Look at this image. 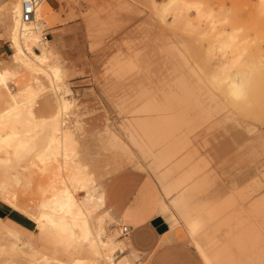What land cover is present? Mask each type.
Listing matches in <instances>:
<instances>
[{
	"label": "rangeland",
	"instance_id": "374dc122",
	"mask_svg": "<svg viewBox=\"0 0 264 264\" xmlns=\"http://www.w3.org/2000/svg\"><path fill=\"white\" fill-rule=\"evenodd\" d=\"M167 1L50 0L52 7L41 16L42 42L33 50L50 54L46 68L61 66V79H52L45 70L34 72L12 63L11 0H0V60L10 66L9 74L0 72V186L14 188L29 212L38 215L42 202L50 197L46 192L50 184L69 186L75 192L66 180L68 170L82 168L91 180L88 204L97 208L91 217L93 229L97 230V218L103 216L104 236L122 241L113 253L96 256L88 244L74 240L68 229L47 222L37 229L36 223L21 213L27 220V224L16 225L21 246L27 249L32 245L36 256L4 247L0 255L4 264H32L33 260L36 264H76L77 257L85 258L84 264H109L126 255L131 264H207L183 216L178 192L168 194L162 182L161 175L171 162L157 160L158 148H151L149 136L140 126L154 109L163 112L161 120L168 119V113L178 117L182 136L190 131V146L179 158L191 153L199 174L208 177L205 198L211 201L219 191L226 202L238 192L241 195L232 203L233 209L242 211L238 216L241 222L248 220V200L258 197L244 195L251 179L262 175L261 156L243 147L248 127L264 125V81L261 84L259 77L264 79V68L257 71L246 99L218 105L211 80L216 59L208 58L206 44L196 33L172 26L169 17L161 20ZM204 1L212 8L223 5L230 9L233 21L249 40L250 60L260 63L264 58V12H259V0ZM43 33L49 34L48 41H43ZM207 114L209 120L204 124ZM17 120L21 121L18 126ZM65 133L73 135L68 156L61 145ZM24 137L27 143L25 139L21 142ZM61 165L68 170L59 171ZM128 168L154 176L167 200L173 232L165 251L132 254L129 236H121L120 225L111 214H105L109 212L106 207L99 208L107 179ZM181 172L179 169L173 176L179 179ZM76 192L86 198V192ZM0 201L12 208L1 196ZM193 201L201 203L202 195L197 194ZM2 225L7 226L0 218ZM240 231L210 229L200 239L216 238L222 244Z\"/></svg>",
	"mask_w": 264,
	"mask_h": 264
},
{
	"label": "bare ground",
	"instance_id": "6f19581e",
	"mask_svg": "<svg viewBox=\"0 0 264 264\" xmlns=\"http://www.w3.org/2000/svg\"><path fill=\"white\" fill-rule=\"evenodd\" d=\"M21 1L23 0H11L8 8V16L10 17L9 39L11 40L14 48V54L11 56L12 63L22 64L34 72L45 70L49 76L52 77V79H61V66L59 67L52 64L53 66H49V68L45 67L49 61L50 54L48 55L45 52L40 54L34 52L33 50L35 45L42 42L39 32L40 27L42 26L41 16L43 14V4L46 0H43L38 5L37 20L31 24L23 23L21 20ZM259 5L263 11L259 9ZM259 5V12H264V0H259ZM163 6L164 9L162 11V15L160 16L161 20L165 22L169 17L172 26H182L189 32L196 33L199 40L203 44H206L208 58L216 59L211 79L214 89L216 90V103L219 105L226 102L234 105L239 102L241 103L244 99H246L255 82L257 71L260 73V71L262 72L261 68H264V58L263 60H260V63H258V60L256 63L255 61L250 60L249 46L247 44L249 40L247 41V39L244 38L242 28L238 27L235 24V21H233L235 18L231 16L232 13H230V9H226L223 5L212 8L208 6L204 0H169L164 3ZM38 16H40V18ZM11 66L13 67V65ZM125 67L130 66L126 65ZM0 72L2 74H9L10 72V66L5 60H0ZM259 77L260 83L262 84V80L264 81V79H261L262 75ZM258 85L259 83H257V86ZM255 92L256 91L254 90L251 97H253ZM204 112L205 110L203 113ZM161 115L163 116L162 111L154 109L153 114L143 119L140 126L144 134L149 136L150 145H152L151 148H158L157 160L164 162L178 157L183 152V150L191 142V135H189L191 133L187 129L186 134L183 136L181 135L182 127L180 126V121L178 117H175L172 113H168V119L163 120L160 119ZM208 120L209 118L207 114V119L204 124L207 123ZM17 121H14V123L16 122L17 124L15 125L18 126L21 121ZM11 123L13 124V122ZM20 131L22 130H19L18 132ZM247 132L248 140L243 148L249 151L250 154L257 152L261 156L260 167L262 175L251 179V182L247 185V189L249 191L245 192L244 196L246 198L258 197V199L251 201L247 210L245 209L249 214V222L247 221L246 224L248 225L245 227L247 236L234 238V242L230 246L223 247V251L214 254L217 264H264V125L260 127L250 125ZM0 137L2 136L0 135ZM22 139H25L24 141L27 143L28 140H26L25 137L20 138L21 142H24ZM256 141H259V146ZM72 143L73 135L71 133H65L61 145L62 148L66 150L65 155L67 156ZM55 148H57V146ZM22 149L23 148H21V150ZM49 159L51 160L52 157L49 156ZM191 161L193 162V155L188 153L182 157L181 160H179L180 166H185ZM189 165H191V163ZM65 170H68L66 169V166L61 165L59 171ZM196 171H198L196 164H193L189 170H186V181L191 179ZM68 172L66 180L71 182L72 187L75 188V192H73L69 186L67 187L64 185L62 188H58L56 185H51L49 183L50 186L46 192L50 193V197L42 202L41 210L38 215L29 212L27 205L24 206L14 188L1 185L0 196L5 202L10 204L13 210H17L27 215L38 225V227L44 228L45 223L47 222L52 226L61 227L62 230L68 229L69 235L74 240L84 245L88 244L89 248L96 256L104 254L105 251L113 253L116 250L117 244H120L122 241H111L104 236L106 233V220L104 217L99 216L97 218V230H94L91 225V217L96 213L97 208L91 207L88 204L89 201L87 200L90 185L89 183L91 182L89 175L85 173L82 168H71ZM203 181L204 180H202V182H196L197 184L194 188L198 189L203 187V184H205ZM77 189L81 192H86V198H81L76 192L78 191ZM257 192H261L259 196H257ZM199 193L200 192L198 190V194ZM238 195L241 194L237 192L234 196L233 200L235 202ZM99 200V208L103 209L105 207L103 191L100 194ZM215 205L216 207L214 210L212 209V212L208 211V213L211 214V217L213 216V219L225 213L231 207L229 205ZM241 212L242 211L240 209H235L230 215L229 221L225 220L218 223L216 228H222L223 226L230 224L232 219L237 220ZM105 214L110 216L109 212H105ZM241 225L242 223L239 222L234 224L236 228H242ZM242 231H244V229ZM123 244L125 246V243ZM21 245L19 233L17 231L8 227V225L6 227H3V225L0 227V247H2L0 255L4 252L3 248L6 247L28 254L35 258L36 251L32 245L29 244L27 249ZM205 257L208 260V264H213L210 262V257L207 255H205ZM85 261V258L77 257L76 264H84ZM0 263L4 264L2 260H0ZM32 264H36V261L33 260ZM109 264L131 263L128 258L124 256L116 263Z\"/></svg>",
	"mask_w": 264,
	"mask_h": 264
},
{
	"label": "crops",
	"instance_id": "0c3cea01",
	"mask_svg": "<svg viewBox=\"0 0 264 264\" xmlns=\"http://www.w3.org/2000/svg\"><path fill=\"white\" fill-rule=\"evenodd\" d=\"M43 5L42 13L45 14L52 5L50 0H46ZM189 146L190 144L187 145L184 150ZM179 156L172 160H168L171 162V166L168 170L162 173V182L166 187L168 194H171L174 191L178 192V202L182 206L181 210L183 216L187 220L190 230L194 232L193 235H196L195 242L197 248L207 264L208 260L205 255L210 257L211 263L217 264L214 254L223 251V247L230 246L234 242V238L247 236L245 227L248 225L246 223L247 221L249 222V218L247 221L243 222H241V219L239 218L237 220L232 219L230 224L223 226L222 228L226 227L228 229H233L236 228L234 226V224H237L235 221H238L239 223H242V228H240V230L242 231L244 229V231H242V233L241 231L237 232L232 237L227 238L222 244L219 243V240L216 238H207L206 242H203L200 238L203 235H207L208 230H220L222 228H216L217 224L225 220L229 221L230 215L235 210L233 209L234 206L232 203H237V200L236 202L233 200L236 193L231 195L226 202H223V197L218 191L216 196L213 197L211 201H208L204 196L207 195L206 183L209 181L208 177L200 175V169L198 168V171L193 174V177L186 181L185 171L190 169L193 162H189L191 165L187 164L185 166H180L179 160H181L182 157L179 158ZM179 168L182 169V172L179 179H177L173 174L178 171ZM202 180H204L203 183H205L203 184V187L198 189L194 188L197 184L196 182H202ZM198 190L200 192L199 194L202 193V204H196L193 201L194 198L197 197ZM248 201L251 203L250 200ZM104 204L109 211V214L112 215L120 226L130 227L131 233L128 237V250L132 254L137 253L148 255L155 252L165 251L170 247V233L173 231L170 230L171 219L170 213L167 210L168 203L154 176L134 168H128L111 175L104 185ZM215 204H217V206L229 205L231 207L225 213L213 219V216L211 217V214H209L208 211L212 212L216 207ZM246 213L248 212L246 211ZM22 214L17 210H12L7 204L0 201V218H2L4 222L15 231H17V224H27V220L21 216ZM197 235L200 237L197 238ZM214 244L216 247L210 248V245ZM126 257L130 261L127 255Z\"/></svg>",
	"mask_w": 264,
	"mask_h": 264
},
{
	"label": "built area",
	"instance_id": "2783aa9c",
	"mask_svg": "<svg viewBox=\"0 0 264 264\" xmlns=\"http://www.w3.org/2000/svg\"><path fill=\"white\" fill-rule=\"evenodd\" d=\"M43 0H23L21 20L23 23H34L37 20V9L38 5ZM49 34L43 33V41H48ZM121 236L128 237L131 233V229L128 226H120Z\"/></svg>",
	"mask_w": 264,
	"mask_h": 264
}]
</instances>
